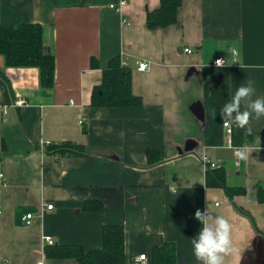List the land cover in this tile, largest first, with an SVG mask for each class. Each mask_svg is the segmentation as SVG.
I'll list each match as a JSON object with an SVG mask.
<instances>
[{
    "label": "crops",
    "instance_id": "1",
    "mask_svg": "<svg viewBox=\"0 0 264 264\" xmlns=\"http://www.w3.org/2000/svg\"><path fill=\"white\" fill-rule=\"evenodd\" d=\"M119 1L0 0V24H41L55 56L49 90L36 68L6 67L0 56L10 83L0 78V264H79L49 258L45 238L101 249L102 229L112 224L124 226L126 264L167 242L177 246V264H198L191 240L202 225L194 214L207 207L232 224L238 254L226 264H264L257 199L264 117L253 118L245 136L234 125L227 134L220 116L242 85L251 82L253 98L264 97V67H255L264 66V0H183L177 22L164 28L147 25L160 0H128L113 10ZM117 55L143 105L94 108L92 90ZM218 57L228 65L214 66ZM140 63L148 69L139 71ZM257 136L261 151L237 167L233 148L256 146ZM64 141L84 145L86 155L56 161L35 148ZM205 158L246 193L231 201L223 189L208 188ZM29 212L28 226L22 218Z\"/></svg>",
    "mask_w": 264,
    "mask_h": 264
},
{
    "label": "trees",
    "instance_id": "2",
    "mask_svg": "<svg viewBox=\"0 0 264 264\" xmlns=\"http://www.w3.org/2000/svg\"><path fill=\"white\" fill-rule=\"evenodd\" d=\"M183 0H160L157 11L149 13L147 25L150 28H164L177 22L178 12ZM0 56L6 67L36 68L39 71V84L42 89H53L55 85V56L45 45L44 28L38 23L0 24ZM92 68H99L98 61L91 60ZM0 78L10 83L3 71ZM91 106L94 108L139 107L143 105L141 97L132 89V70L124 65L117 55L111 58L102 71V82L95 85L91 93ZM86 132V128H84ZM35 148L56 161L74 156H85L84 145L73 141L44 143ZM149 160H153L154 150L148 151ZM206 186L221 188L229 200L244 195L245 188L230 187L222 166L206 169ZM257 199L264 205V183L258 185ZM87 210H101L99 204H85ZM125 229L123 225H105L102 229V248L86 250L80 245H47L46 255L52 259L75 260L79 264H126ZM150 264H177V246L165 243L154 247L149 257Z\"/></svg>",
    "mask_w": 264,
    "mask_h": 264
},
{
    "label": "clouds",
    "instance_id": "3",
    "mask_svg": "<svg viewBox=\"0 0 264 264\" xmlns=\"http://www.w3.org/2000/svg\"><path fill=\"white\" fill-rule=\"evenodd\" d=\"M215 64L217 68H221L225 65V60L217 59ZM254 96L255 88L251 82L238 87L230 101L220 110L223 123L226 126L234 125L238 129H243L245 136H251L253 134L251 120L264 117V97L254 99ZM253 151H261L260 136L256 138V146L245 143L233 148L237 167L240 162H247ZM194 218L202 225L197 236L191 240L193 255L198 264H226V257L238 254L232 239V224L229 219L222 215H213L208 207L204 211L197 209Z\"/></svg>",
    "mask_w": 264,
    "mask_h": 264
},
{
    "label": "built area",
    "instance_id": "4",
    "mask_svg": "<svg viewBox=\"0 0 264 264\" xmlns=\"http://www.w3.org/2000/svg\"><path fill=\"white\" fill-rule=\"evenodd\" d=\"M127 3H128V0H120L117 4H111L110 7L113 10L120 11L122 9V7H124L125 5H127ZM184 52L190 54V53H192V50L190 48H185L184 49ZM231 52H232L231 53L232 56L235 59L236 56H237V52L235 50H232ZM217 59H224L225 60V65L224 66L228 65V60L226 58H224V57H218V58L214 59L213 62H212V64L214 66H216L215 61ZM147 69H148V65L146 63H140L139 64V68H138L139 71H145ZM17 104L22 105V104H24V101L19 100L17 102ZM224 127L226 128L227 134L230 135L232 133L231 126H226L224 124ZM204 163H205V166L206 167L207 166H209L211 168L220 167V165L218 163L211 162V161H209L206 158L204 159ZM53 207H54L53 205H47V209L48 210H52ZM2 214H3V211L0 209V215H2ZM34 217H35V214L33 212H29V213H27V214H25L23 216L22 220H23V222H24L25 225H28L29 226V225H31L33 223ZM45 242H46L47 245H54V241H53V239L51 237H46L45 238ZM40 264H42V263H40ZM131 264H149V257L147 256V254H142V255L138 256L137 258H135Z\"/></svg>",
    "mask_w": 264,
    "mask_h": 264
}]
</instances>
